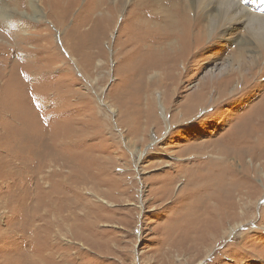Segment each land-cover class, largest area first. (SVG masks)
<instances>
[{
	"label": "rangeland",
	"instance_id": "obj_1",
	"mask_svg": "<svg viewBox=\"0 0 264 264\" xmlns=\"http://www.w3.org/2000/svg\"><path fill=\"white\" fill-rule=\"evenodd\" d=\"M130 1L105 0L116 8V22L113 37L106 31L99 41L104 13L93 7L86 16L88 0L68 4L62 28L53 22L61 17L49 15L41 0L0 14V44L12 50L0 54V264H264V157L254 156L263 134L248 128L252 118H239L258 98L237 109L222 103L211 116L209 103L193 116L185 111L205 73L229 58L234 39L214 56L226 39L205 35L201 54L187 56L185 78L175 74L182 71L178 60L173 82L160 87L158 100L153 95L156 123H148L146 100L142 95L133 102L134 83L115 54L117 27ZM241 2L264 15L260 2ZM24 49L29 55L18 57ZM260 59L256 84L264 82L258 72L264 51ZM129 117L140 125L136 136ZM202 161L212 173H220L214 166L222 162L251 179L237 190L227 177L222 199L210 190L224 201L223 212L193 221L192 202L200 199L191 184L187 192L183 188L199 176ZM179 173L160 198L170 176Z\"/></svg>",
	"mask_w": 264,
	"mask_h": 264
},
{
	"label": "bare ground",
	"instance_id": "obj_2",
	"mask_svg": "<svg viewBox=\"0 0 264 264\" xmlns=\"http://www.w3.org/2000/svg\"><path fill=\"white\" fill-rule=\"evenodd\" d=\"M61 1L66 5L64 4L62 5ZM72 1H74V4L76 3V0H41V5L44 8L43 3H45L49 15L54 14L56 16L59 15L61 17L57 21L53 20V22L59 25V28H62L64 26V21H65L64 11L68 9L69 6L68 4H70ZM241 1L249 2L252 5H256L258 2H260L261 3L260 7H264V0H131L129 3V5H131L130 6L131 8H129L126 11L124 17L122 16L123 18L120 19L119 25L117 27L118 35L116 37V40L118 38V41L116 43L117 48L115 50V54L117 55L118 66L123 67V69L127 73L128 78L132 80L134 83L133 87L136 90V94L133 98L134 99L133 102H136V105L139 104L142 100V95H143L144 100H146L145 102L146 104L144 103L145 105L144 107H146L147 109V118H148L147 122L156 123V118L154 114L155 106H154L153 95L155 94L156 95L155 98L158 100V97L161 96L160 91H158L160 87L161 86L162 88L167 87L173 82L172 79L170 78L174 76V71L177 66L176 65L177 61L180 60L181 63L180 66L182 67V71L180 73L177 71L175 74H181L182 78H185L186 77L185 70L188 68L187 56H189L190 54H194V56L197 57L201 54L200 45L205 35H208L210 39L212 38V40L215 39L216 37L226 39L223 40V42L221 43L218 42V44L220 43L218 45V49L213 50L215 52L214 56L224 52V47H225L224 45L228 44L227 42H229V40L234 39L235 44L233 45L232 48L228 47L229 49L227 50L230 52L229 58H226L225 56L226 59L223 66L217 71L215 69L214 70L211 69L209 72L205 73V76L203 77L202 81L196 87V91L198 92H196L193 95V98L195 99L188 100L186 104L187 110L185 111L189 115L193 116L192 114L196 112L198 109L205 110L206 103H209L208 106H213L211 111L208 112V116H211L213 115L212 112L213 109L218 111V108L221 107L222 103L232 104L233 107L237 109L238 107H243L242 105L247 98H251V97L255 99L258 98L256 104H253L252 106H247V108H245L246 110L241 114L242 116H240L239 118L241 119L246 115L248 116V118L250 119L252 118V121L250 122V126L248 128L254 130L257 133L263 134L261 139L262 143L260 141L259 146H257V150L254 152L255 153L254 156L257 157L259 156L263 158L264 157V92L262 93L261 91L264 89V82L261 83L259 81L260 83L256 84V81L252 79V77H256V75L258 74L255 71V69L256 68L258 69L257 65H259L258 63L261 61L260 57L263 55V51H264V15L261 14L258 15L249 12L247 9H245L246 8L245 6L244 7L240 6V3H242ZM12 2H13L12 6L9 7L7 3H4L3 0H0V14L4 12V10L6 11H10L11 9L15 10V5L20 6V5L28 4V0H12ZM93 7L94 8L96 7L99 10H101L104 13L103 16L105 17L102 20L104 22H102L100 25L101 30L96 31L94 29L96 33L99 32L98 33L99 35L96 36L97 40L99 41L101 37H104V32L106 31H110V33L107 34L110 35V37L112 38L114 27L113 29L111 27L112 25L115 26L114 24L116 21H114L113 16L116 13V8H114V5L108 6L105 0H88L87 5L83 7V12L85 13L86 16H89V14L91 13L90 9ZM60 8H62V10H60ZM31 9L36 10V6L35 5L31 6ZM118 18H120V15H118L117 19ZM46 27L43 29L45 30ZM240 29H243V31L239 32L238 30ZM9 39L10 38H8V40ZM195 40H196V44H194ZM65 43H67V40H65ZM216 47L217 45L215 46V48ZM9 51L12 50L9 47L4 46L3 43L0 44V54L2 53L8 55ZM26 53L27 52L24 49L23 51H20V53L17 55L18 57L20 55L21 56L29 55ZM29 60H25L24 62L26 63ZM190 60H192V56ZM170 61L173 62H171L170 64L169 63ZM142 63H147L149 64V66L147 65L148 67H146L145 70L140 71V66ZM156 63H161L162 67L150 66V64H156ZM0 69H3V67H0ZM258 72L260 74L264 73V63L262 69L258 70ZM48 75L49 74H47L46 76ZM235 75H237L238 78L234 77ZM247 75L250 76L248 77ZM153 77L156 79L152 80ZM146 78H149L152 81H146ZM174 80L176 79L174 78ZM198 103L200 105H197ZM128 107L129 108L126 110L127 115H129L131 111L129 105ZM158 107L160 110V115L166 120L164 113V106L162 104V101L160 100ZM129 119H130L129 121L132 123V125L129 123V126L132 128L129 131H132L131 133L134 136H136L135 134H137L140 131V125L137 123L135 125V121L132 120L130 117ZM183 119L184 118L181 119L175 118V121L178 123L179 121L182 122ZM136 121L138 122L137 119ZM234 127L235 125L233 124L230 126V129L232 130L230 133L232 134L235 132L233 131ZM24 131L27 132V130ZM228 135L231 136V134L229 133ZM249 140H251L250 137ZM223 152H227V151L224 150ZM30 158L32 159V157ZM250 158L252 157L250 156ZM202 162L203 163L198 166L200 168L198 174L199 176L197 175L198 177L196 178H194V176L191 177V182L189 181L188 186L186 188H183L185 192H187L188 188L191 189L190 187L191 184L193 188L192 194L195 196L197 195V197L200 199V201L197 202L194 199L195 202L194 201L192 202L191 208H193V221L195 220V218L196 220H199L198 217L201 216L204 217L203 219L204 221H206L208 216L207 215L203 216V215L208 213V211L210 213L214 212L216 214L218 212H223L222 211L223 209L221 210L222 208L221 206L224 205V201L221 200L223 197L221 195L223 192L222 188L224 189L225 187L224 181H226L225 179L227 177L229 176L231 177L230 181H232V183L231 182L230 183L232 185L235 184L233 187L236 188L237 190H241L246 185H249L251 179L249 177V174H243V172L241 173L236 172L233 169L227 168V166H225L226 168L225 167L222 168L223 160L222 162L215 163L214 166L215 168L218 167L217 168L219 169L218 172L221 173L224 171L220 176H219L220 173L219 174L217 173L218 175L215 172L212 173L213 169H207L208 167L207 164H209L208 162L207 163H205L204 161ZM252 166H253V162L252 161H250V163L248 162L247 167L251 169L250 167ZM242 167L244 168V166ZM29 168L31 170L35 169L34 166L32 167L29 166ZM178 175L181 174L179 173L176 176L175 175L172 177L170 176V178L168 179V184L164 187V190L162 189L163 191L160 192L161 193L160 198H163L165 194L170 191L171 188L170 184L171 182L174 181L175 177H177ZM210 180L213 182H211ZM194 184L197 185V188H194ZM210 190L211 192L214 191L216 194L220 193L219 195L221 199L219 197L214 198L213 196H211ZM209 203L211 204L213 203V204L210 205ZM226 203L227 200L225 201V204ZM225 212L227 211L225 210ZM184 215L186 214L184 213ZM212 215L213 214H211V216ZM191 216H192L191 214H187L185 221L186 225L190 224L187 223ZM183 219H185V217ZM206 223L207 222H205V224Z\"/></svg>",
	"mask_w": 264,
	"mask_h": 264
}]
</instances>
